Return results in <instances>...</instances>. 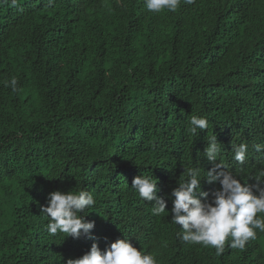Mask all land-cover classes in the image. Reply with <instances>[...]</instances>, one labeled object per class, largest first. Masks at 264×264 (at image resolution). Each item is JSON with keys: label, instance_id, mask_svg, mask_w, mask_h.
<instances>
[{"label": "trees", "instance_id": "obj_1", "mask_svg": "<svg viewBox=\"0 0 264 264\" xmlns=\"http://www.w3.org/2000/svg\"><path fill=\"white\" fill-rule=\"evenodd\" d=\"M15 77L17 90L6 82ZM208 120L192 136L191 116ZM216 163L241 182L264 169V0H0V264H67L128 239L157 264H264V233L244 251L182 242L171 192L187 168ZM248 145L241 165L232 144ZM158 181L169 214L131 188ZM220 188L201 181V190ZM93 195L78 239L49 235L53 191Z\"/></svg>", "mask_w": 264, "mask_h": 264}, {"label": "clouds", "instance_id": "obj_2", "mask_svg": "<svg viewBox=\"0 0 264 264\" xmlns=\"http://www.w3.org/2000/svg\"><path fill=\"white\" fill-rule=\"evenodd\" d=\"M149 12H175L181 0H144ZM192 5L195 0H183ZM13 91L17 90V79L6 82ZM189 133L196 136L208 129V120L196 115L190 118ZM204 156L213 167L203 174L199 168H187L185 179L171 192L172 223L180 226L178 238L190 245L214 248L220 256L227 244L231 249L244 251L250 241L257 239V230L264 233V169L251 180L254 183L241 182L232 172L227 171L223 162L216 163L222 151L221 143L215 134L207 137ZM256 152L264 150V144L254 145ZM233 159L243 165L248 158V145L232 144ZM211 185L218 183L220 188L211 192L201 190V181ZM158 181L152 176H137L132 180L131 188L140 199L155 201L151 211L155 216L169 214L167 201L157 195ZM93 195L84 190L78 192L53 191L47 196V206L41 207L47 219L49 235L63 234L64 237L80 238L94 228V222L85 220V211L94 206ZM67 264H157L152 254H145L132 245L128 239H117L104 251L93 243L89 252L78 259H68Z\"/></svg>", "mask_w": 264, "mask_h": 264}]
</instances>
